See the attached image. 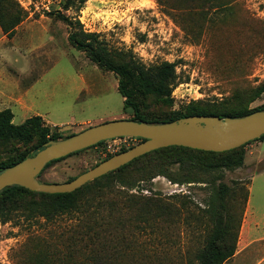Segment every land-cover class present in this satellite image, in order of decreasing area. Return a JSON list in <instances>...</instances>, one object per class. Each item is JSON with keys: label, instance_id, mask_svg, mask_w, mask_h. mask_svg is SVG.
<instances>
[{"label": "rangeland", "instance_id": "374dc122", "mask_svg": "<svg viewBox=\"0 0 264 264\" xmlns=\"http://www.w3.org/2000/svg\"><path fill=\"white\" fill-rule=\"evenodd\" d=\"M65 1L0 0V110L10 108L15 124L40 115L52 133L66 136L133 115L124 110L115 73L70 43V26L50 14L58 10L147 68L177 63L171 101L142 99L149 118L170 117L193 103L234 108L237 93L264 81V0H88L81 9H64ZM261 105L264 93L249 108ZM139 142L107 140L55 162L40 179L66 182ZM252 143L247 152L256 154L247 155V164L213 171L188 160V168L170 164L175 153H152L111 181L83 190L79 209L55 222L24 216L0 221V264H25L37 240L79 255L112 247L121 264H199L197 253L225 223L231 240L236 232L239 238L244 222L263 236L264 140L258 147ZM34 144L0 141V162Z\"/></svg>", "mask_w": 264, "mask_h": 264}, {"label": "trees", "instance_id": "16d2710c", "mask_svg": "<svg viewBox=\"0 0 264 264\" xmlns=\"http://www.w3.org/2000/svg\"><path fill=\"white\" fill-rule=\"evenodd\" d=\"M86 1L88 0H66L63 7L64 9H81ZM204 1L207 0H177L179 4H202ZM50 14H55L56 18L66 22L70 26L69 41L73 46L79 50L85 51L88 58L97 64L99 68L115 73L118 78V90L124 97V110H130L133 114L131 118L128 119L143 120L146 122H169L191 115H216L220 117L243 116L264 109V105L252 109L249 108V104L264 93L263 81L260 85L253 87L249 91L236 94V99L240 100L238 102V104H240L239 107L238 104H236V107L231 108L227 105L200 106L197 105V103H193L188 105L185 111H176L174 115L170 117L149 118L143 110L142 99L145 100V98L152 95L159 99L171 101L172 91L179 83L177 63L166 60L158 66L147 68L142 63H139L133 55H127L124 52L109 48L108 45L99 38V33L85 30L80 19H74L62 10L51 12ZM3 28L7 30L5 25H3ZM13 119L14 113L10 108L0 110V141H14L24 144L35 142V144L22 151H17L14 156L1 161L0 169L12 166L24 160L26 157L35 154L51 139L59 140L75 134L72 133L63 136L55 132L52 133L53 129L40 115L32 116L21 124H15ZM129 138L139 141L144 140L140 137ZM259 140H264V135L253 141ZM105 142L106 141H101L93 146L51 161L39 174L38 178L40 179L44 170L55 162L66 159L73 154H77L91 147L102 145ZM251 142L252 141L221 152L206 151L178 145L162 147L135 158L131 162L83 185L73 192L45 193L33 191L19 185L7 187L0 193V221L8 222L16 216H24L26 219L32 221L43 217L46 221L55 222L59 217L69 215L79 209V196L83 190L90 189L91 185L99 184L101 181H111L114 175L122 173L128 167L140 161L143 157L160 151L175 153L170 164H178L182 168L188 166L189 163H187V160L193 167L206 171H213L220 168L231 169L241 167L245 164L248 154L247 145ZM129 148H123L121 152ZM111 156L112 154L108 155L107 158ZM158 175H165L171 180L174 179L175 182H178L168 173L159 172ZM77 176L70 178L68 181L75 179ZM229 227L230 225L225 223L223 226L217 227L210 234L205 246L197 253L199 264H224L227 259L234 255L238 237L236 232L231 240ZM60 252L58 253L55 249L52 250L49 243L37 240L36 246L34 250L30 251L28 254V260L25 264H121L119 256H117L112 247H102L99 251L88 255H85V253H80V255L78 253L75 254V252L71 250L63 253Z\"/></svg>", "mask_w": 264, "mask_h": 264}, {"label": "water", "instance_id": "95a60500", "mask_svg": "<svg viewBox=\"0 0 264 264\" xmlns=\"http://www.w3.org/2000/svg\"><path fill=\"white\" fill-rule=\"evenodd\" d=\"M264 135V109L243 116L191 115L174 121L146 122L118 119L90 126L67 138L45 143L35 154L0 169V193L15 185L45 193L73 192L83 185L148 152L171 145L206 151H226ZM140 137L133 147L116 153L71 181L50 183L38 176L48 163L101 141Z\"/></svg>", "mask_w": 264, "mask_h": 264}, {"label": "crops", "instance_id": "0c3cea01", "mask_svg": "<svg viewBox=\"0 0 264 264\" xmlns=\"http://www.w3.org/2000/svg\"><path fill=\"white\" fill-rule=\"evenodd\" d=\"M86 123L90 124V122H85L84 124ZM262 141L263 140H259L256 147L260 146ZM251 144L253 145V143L251 142L247 146H250ZM253 154H256V150L250 151L247 155L252 156ZM255 160L257 161L261 160V157L257 156ZM247 162L248 161L245 160V164H247ZM248 168H250V166ZM246 220H247V217H246ZM251 232H252L251 229H248L247 224L244 222L242 230L238 238V241H237L236 251L232 257H230L224 262V264H231V262L235 260L242 261V260L247 259L248 257H252L253 255L257 257L254 264H264V235L255 236Z\"/></svg>", "mask_w": 264, "mask_h": 264}]
</instances>
